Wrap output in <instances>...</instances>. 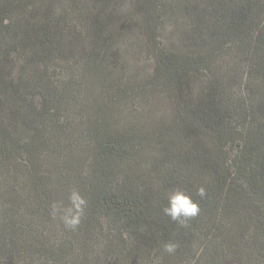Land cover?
Instances as JSON below:
<instances>
[{
    "label": "trees",
    "instance_id": "obj_1",
    "mask_svg": "<svg viewBox=\"0 0 264 264\" xmlns=\"http://www.w3.org/2000/svg\"><path fill=\"white\" fill-rule=\"evenodd\" d=\"M0 264H264V0H0Z\"/></svg>",
    "mask_w": 264,
    "mask_h": 264
},
{
    "label": "clouds",
    "instance_id": "obj_2",
    "mask_svg": "<svg viewBox=\"0 0 264 264\" xmlns=\"http://www.w3.org/2000/svg\"><path fill=\"white\" fill-rule=\"evenodd\" d=\"M206 196V189L201 186L190 193L179 187L167 193V203L163 207V214L181 226L197 217L201 211V205L196 197L203 199ZM88 206L87 198L78 190L73 189L68 195V203L63 201H52L49 205L50 215L53 219L58 218L66 229L75 231L81 224L85 209ZM178 244L169 240L164 243L163 251L167 254H174Z\"/></svg>",
    "mask_w": 264,
    "mask_h": 264
}]
</instances>
